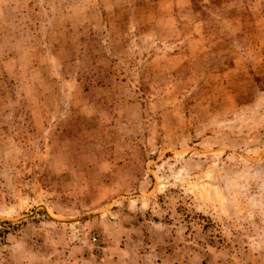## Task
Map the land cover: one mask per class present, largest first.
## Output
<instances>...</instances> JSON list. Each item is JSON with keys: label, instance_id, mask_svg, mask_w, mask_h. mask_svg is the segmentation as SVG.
Wrapping results in <instances>:
<instances>
[{"label": "rangeland", "instance_id": "obj_1", "mask_svg": "<svg viewBox=\"0 0 264 264\" xmlns=\"http://www.w3.org/2000/svg\"><path fill=\"white\" fill-rule=\"evenodd\" d=\"M0 264H264V0H0Z\"/></svg>", "mask_w": 264, "mask_h": 264}, {"label": "built area", "instance_id": "obj_2", "mask_svg": "<svg viewBox=\"0 0 264 264\" xmlns=\"http://www.w3.org/2000/svg\"><path fill=\"white\" fill-rule=\"evenodd\" d=\"M93 240L96 242L97 241V238L95 237Z\"/></svg>", "mask_w": 264, "mask_h": 264}]
</instances>
